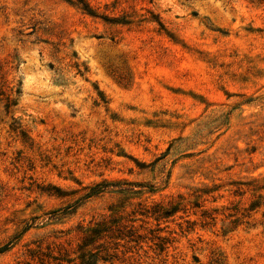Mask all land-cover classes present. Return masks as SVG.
<instances>
[{"label":"rangeland","instance_id":"rangeland-1","mask_svg":"<svg viewBox=\"0 0 264 264\" xmlns=\"http://www.w3.org/2000/svg\"><path fill=\"white\" fill-rule=\"evenodd\" d=\"M113 221L92 263L264 264V0H0V264Z\"/></svg>","mask_w":264,"mask_h":264},{"label":"trees","instance_id":"trees-1","mask_svg":"<svg viewBox=\"0 0 264 264\" xmlns=\"http://www.w3.org/2000/svg\"><path fill=\"white\" fill-rule=\"evenodd\" d=\"M86 10V9H85ZM104 187V185L102 184H98L94 187H92L89 192L84 196V198H89L92 197L96 194H98L100 192V190ZM112 226L108 227L107 224L105 222H99V223H95L91 226L88 227H81V244L79 245L78 250L81 251V253L79 254L78 257H76V259L78 260L79 264H95L92 263L90 260L92 258H96L98 257L97 253L92 252L93 249L84 252L83 250L85 248H87L88 246L93 245L94 243L102 242L104 241L106 238L111 239V238H115L117 240H123V237H125V235L122 233V227L118 226V223L116 221L112 222ZM128 236V235H127ZM129 236H132L129 234ZM8 245L0 248V253L6 251L8 249ZM88 256L87 259L86 257ZM58 260V262H62V260L60 259H56ZM102 261H105V258L101 257ZM75 259H71L69 261H67L68 264H71L72 262L74 263ZM72 263V264H73Z\"/></svg>","mask_w":264,"mask_h":264}]
</instances>
